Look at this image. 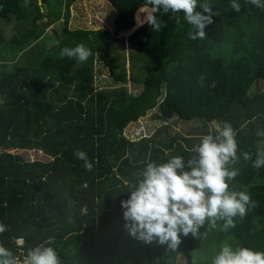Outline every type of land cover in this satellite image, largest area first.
<instances>
[{
	"label": "trees",
	"instance_id": "1",
	"mask_svg": "<svg viewBox=\"0 0 264 264\" xmlns=\"http://www.w3.org/2000/svg\"><path fill=\"white\" fill-rule=\"evenodd\" d=\"M45 1L51 23L64 18L51 44L43 3L0 0V264H264V91L248 94L264 83V0H105L113 32L70 29L78 0ZM11 21L26 27L9 37ZM121 31L129 75L111 55ZM96 54L121 85L95 86ZM155 107L221 129L126 136ZM185 183L208 200L199 221L169 212Z\"/></svg>",
	"mask_w": 264,
	"mask_h": 264
},
{
	"label": "rangeland",
	"instance_id": "2",
	"mask_svg": "<svg viewBox=\"0 0 264 264\" xmlns=\"http://www.w3.org/2000/svg\"><path fill=\"white\" fill-rule=\"evenodd\" d=\"M43 0H38L41 5ZM50 9L56 11L53 6L54 0H48ZM43 5V4H42ZM48 7V6H47ZM56 8L60 9V4H56ZM44 11V6L41 8ZM116 15L115 9L105 0H80L74 2L70 6V16L68 20V27L70 29H91L96 30L98 28H106L110 31H114L113 19ZM52 16V11H51ZM2 18H0L1 22ZM51 20V17H50ZM46 19L43 18L41 25L45 28V33L41 39H45L48 44L54 43L56 40V33L59 34L64 28V18L58 20L57 23L46 25ZM17 24V25H16ZM8 28V35L12 36L15 30H20L25 28V22L22 23L21 27L18 23L11 21L6 25ZM132 31V30H131ZM131 31H121L117 37L119 38L117 43L112 49V54L117 57L118 62L125 65L127 75L130 74L131 56H136L133 46L126 40L127 36ZM133 54V55H132ZM94 83L97 88H112L118 85L112 75H110L109 70L100 60V57L96 54L94 59ZM129 77V76H128ZM131 94H137L142 90V84H136L131 79H128L123 84ZM256 91H264V83L257 81L248 90V94L252 95ZM158 113V107H155L148 111V113L134 123L130 124L125 130L130 139L136 138V133L132 130L133 127L140 123V126H144L147 132H152L154 129H158L159 136L161 138H166L167 135L170 136H193L198 137L203 136V134H211L215 130L221 129V123L218 121H202L199 118H194L192 120H182L176 117L169 119L167 122L161 121L156 118ZM137 122V123H136ZM198 139V138H197ZM14 153L21 155L25 160L32 161L34 159L47 160L49 157L43 152L37 149L23 150V149H13ZM169 212L175 217H181L188 221H199L203 217L208 215V200L202 195L201 191L197 187H193L190 184H183L179 187L175 197L169 202ZM118 236V241L116 244V250H125L126 245H124L123 240L120 235ZM131 238L129 237V240ZM126 244V243H125ZM229 253V252H227ZM193 260H203L204 256L200 252H195L192 254ZM188 255L183 252H179L176 255L174 264H186ZM33 264H37L38 257L34 256L32 258ZM231 263V261H230ZM229 262H223L222 264H230ZM164 264H169L168 261Z\"/></svg>",
	"mask_w": 264,
	"mask_h": 264
},
{
	"label": "clouds",
	"instance_id": "3",
	"mask_svg": "<svg viewBox=\"0 0 264 264\" xmlns=\"http://www.w3.org/2000/svg\"><path fill=\"white\" fill-rule=\"evenodd\" d=\"M76 2V1H75ZM43 3V2H42ZM47 4V3H46ZM48 8V7H47ZM45 13V12H44ZM51 17V16H50ZM45 18V17H44ZM50 22H51V20H50ZM56 22H58V21H56ZM56 22H53V23H51V24H54V23H56ZM128 37V36H127ZM126 40H127V38H126ZM128 41V40H127ZM166 122V121H165ZM132 123H134V121L133 122H130L129 124H128V126H130V124H132ZM137 123V122H136ZM128 126L124 129V133H126V129L128 128ZM132 130L134 131V133H136V138H134L135 140L136 139H141V138H145V137H151L153 134H154V132L156 131L155 129L152 131V132H147L146 131V128L144 127V126H140V123L138 124V125H136L135 127H133L132 128ZM18 239H21V244L23 243V238L22 237H19V238H17L16 239V242L18 243ZM19 244V243H18Z\"/></svg>",
	"mask_w": 264,
	"mask_h": 264
},
{
	"label": "water",
	"instance_id": "4",
	"mask_svg": "<svg viewBox=\"0 0 264 264\" xmlns=\"http://www.w3.org/2000/svg\"><path fill=\"white\" fill-rule=\"evenodd\" d=\"M43 6H44V12H45V19H46L45 24L50 25V15L48 14V8H47V4L45 0H43Z\"/></svg>",
	"mask_w": 264,
	"mask_h": 264
},
{
	"label": "built area",
	"instance_id": "5",
	"mask_svg": "<svg viewBox=\"0 0 264 264\" xmlns=\"http://www.w3.org/2000/svg\"><path fill=\"white\" fill-rule=\"evenodd\" d=\"M125 134H126V136H128L127 133H125ZM18 243L21 244V239H18ZM29 263L30 262H29V260L27 258L24 259V261L18 262V264H29Z\"/></svg>",
	"mask_w": 264,
	"mask_h": 264
},
{
	"label": "crops",
	"instance_id": "6",
	"mask_svg": "<svg viewBox=\"0 0 264 264\" xmlns=\"http://www.w3.org/2000/svg\"><path fill=\"white\" fill-rule=\"evenodd\" d=\"M78 1H80V0H78ZM143 7H145V6H143ZM57 23V22H56ZM55 24V23H54ZM7 26H5V29L8 31V28H6ZM0 100H1V98H0Z\"/></svg>",
	"mask_w": 264,
	"mask_h": 264
}]
</instances>
